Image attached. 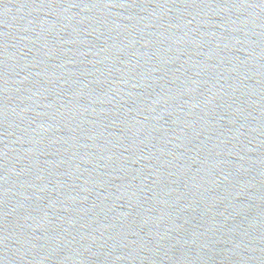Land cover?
<instances>
[{
	"label": "water",
	"instance_id": "obj_1",
	"mask_svg": "<svg viewBox=\"0 0 264 264\" xmlns=\"http://www.w3.org/2000/svg\"><path fill=\"white\" fill-rule=\"evenodd\" d=\"M0 264H264V0H0Z\"/></svg>",
	"mask_w": 264,
	"mask_h": 264
}]
</instances>
